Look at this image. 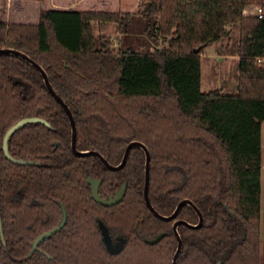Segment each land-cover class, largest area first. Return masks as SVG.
Returning <instances> with one entry per match:
<instances>
[{
  "label": "trees",
  "instance_id": "16d2710c",
  "mask_svg": "<svg viewBox=\"0 0 264 264\" xmlns=\"http://www.w3.org/2000/svg\"><path fill=\"white\" fill-rule=\"evenodd\" d=\"M140 12L123 14L120 0H0V49L28 56L46 73L69 109L76 150L95 151L120 164L131 142L150 154L148 198L170 216L191 201L203 216L197 229L178 227L177 264H264V0H140ZM262 10L258 18L256 10ZM113 25L118 51L95 27ZM237 25V95L201 93L200 55L193 51L227 37ZM140 32L148 40L135 45ZM159 37L167 48H151ZM137 42V41H136ZM24 118H40L52 129L29 124L5 133ZM71 128L40 74L15 56H0V264H171L175 220L196 225L184 206L176 219L153 216L143 198L145 157L133 148L123 169L98 159L75 157ZM87 178L101 180L91 197ZM66 212V223L41 242ZM97 221L125 237L109 253ZM164 234L156 244L146 240Z\"/></svg>",
  "mask_w": 264,
  "mask_h": 264
},
{
  "label": "water",
  "instance_id": "95a60500",
  "mask_svg": "<svg viewBox=\"0 0 264 264\" xmlns=\"http://www.w3.org/2000/svg\"><path fill=\"white\" fill-rule=\"evenodd\" d=\"M206 46H202L199 47L198 49H195L193 51L194 54H198L200 53ZM2 55H6V56H15L18 57L22 60H24L25 62H27L30 66H32L41 76L43 84L46 88V90L48 91V93L53 97V99L61 106V108L63 109L64 113L66 114L69 124H70V128H71V145H70V149L72 154L75 157H94L96 159H98L108 170L113 171V172H117L120 171L126 164V161L128 159V156L130 154V151L133 148H139L140 150L143 151L144 153V157H145V166H144V185H143V198H144V202L146 207L148 208V210L153 214V216L155 218H157L160 221L163 222H169L172 221L174 219H176V217L179 215L181 209L184 206H188L190 207L197 215L198 217V223L196 225H192L189 224L185 221H176L173 226H172V231L174 234V237L176 238L177 241V247L176 250L174 252L173 258H172V263L171 264H177V259L179 257V254L182 250V241L181 238L178 234V227L183 225L189 229H193V230H197L199 229L202 224H203V216L202 214L199 212V210L196 208V206L189 200H183L181 202H179L174 210V212L170 215V216H162L160 214H158L154 208L152 207V205L149 202V198H148V188H149V168H150V154L148 149L141 143L138 142H131L129 145H127V147L125 148L124 151V155L122 157V160L120 162L119 165L117 166H111L101 155H99L97 152L95 151H84V152H79L76 150V128H75V122L73 120V117L69 111V109L67 108L66 104L61 100V98L53 91L48 77L45 73V71L38 65L36 64L34 61H32L28 56L11 50V49H0V56ZM29 124H41L45 127H47L48 129H52L51 124L48 123L47 121L40 119V118H24L20 121H18L15 125H13L4 135L3 138V145H2V150L4 153L5 158L10 161L13 164L16 165H38V163L34 162V161H30V160H22V159H17L12 157V155L9 153V148H8V142L11 139V136L16 133L17 131L21 130L23 127H25L26 125ZM87 184L90 185V191H91V197L92 199L99 205L104 206V207H113L115 205H117L118 203H120L124 197L125 194V188L126 186L123 185L122 188L115 194V196L113 198H109L108 200H103L99 197L98 195V191H99V187L101 184L100 180H93L91 178L87 179ZM62 209V219L61 222L52 230L44 233L43 235H41L40 237H38L32 244V249L30 252V256L36 251L37 246L45 241L46 239L50 238L51 236L55 235L56 233H58L65 225L66 223V212L63 209L62 206H60ZM98 227L101 230L102 234H103V239L104 241H106V229L104 227V225L102 224V222H98ZM0 236H1V240L3 241V235H2V225H1V219H0ZM165 235L161 234L158 236H155L152 240H147L146 243L148 245H154L156 243H158Z\"/></svg>",
  "mask_w": 264,
  "mask_h": 264
},
{
  "label": "rangeland",
  "instance_id": "374dc122",
  "mask_svg": "<svg viewBox=\"0 0 264 264\" xmlns=\"http://www.w3.org/2000/svg\"><path fill=\"white\" fill-rule=\"evenodd\" d=\"M140 0H120V11L123 14H136L140 12ZM227 37L218 42L212 43L205 47L200 55L201 63V93L218 90L222 95L235 96L238 88V63L239 58L236 55L239 28L237 25H229L225 28ZM95 33L103 35L109 42L111 50L118 51L119 40L122 38L117 33V28L113 25H103L95 27ZM170 38H161L156 45L151 48H167ZM148 39L140 32H136L131 40L135 45L143 44ZM137 41V42H136ZM139 42V44H137ZM111 251L119 249L118 245L109 247Z\"/></svg>",
  "mask_w": 264,
  "mask_h": 264
},
{
  "label": "flooded vegetation",
  "instance_id": "af4514ba",
  "mask_svg": "<svg viewBox=\"0 0 264 264\" xmlns=\"http://www.w3.org/2000/svg\"><path fill=\"white\" fill-rule=\"evenodd\" d=\"M129 157V156H128ZM127 162V161H126ZM123 169V168H122ZM88 179V178H87ZM101 181V180H100ZM86 182H87V180H86ZM101 183H102V181H101ZM89 185V184H88ZM101 185V184H100ZM123 185H125L126 186V184H123ZM122 185V186H123ZM122 186H121V188H122ZM89 187H90V185H89ZM100 188V187H99ZM125 191H126V188H125ZM118 192V191H117ZM116 192V193H117ZM115 193V194H116ZM115 194L112 196V197H110V196H108V197H106L105 199H103V198H101L100 196V198L101 199H103V200H108L109 198H113L114 196H115ZM98 195H99V191H98ZM125 195V194H124ZM104 207V206H103ZM176 221H178V220H175L174 222H173V224L176 222ZM98 222L99 221H97V225H98ZM105 227V226H104ZM105 229H106V241H104V239H103V234H102V232H101V230H100V232H101V235H102V242H103V244H104V247H105V249L109 252V253H111V254H116V253H118V252H120L122 249H123V247H124V245H125V243H126V239H125V237L124 236H122L121 234H119V233H110V231L105 227ZM150 240H152V239H150ZM147 241V240H146ZM146 241H145V243H146ZM147 244V243H146ZM115 245H118L119 246V249L118 250H116V251H111L110 249H109V247H111V246H115Z\"/></svg>",
  "mask_w": 264,
  "mask_h": 264
},
{
  "label": "built area",
  "instance_id": "2783aa9c",
  "mask_svg": "<svg viewBox=\"0 0 264 264\" xmlns=\"http://www.w3.org/2000/svg\"><path fill=\"white\" fill-rule=\"evenodd\" d=\"M256 15L258 16V18L262 17V10L261 9H257L256 10Z\"/></svg>",
  "mask_w": 264,
  "mask_h": 264
}]
</instances>
